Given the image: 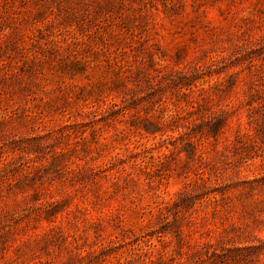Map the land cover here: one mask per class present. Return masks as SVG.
<instances>
[{"label": "rangeland", "instance_id": "obj_1", "mask_svg": "<svg viewBox=\"0 0 264 264\" xmlns=\"http://www.w3.org/2000/svg\"><path fill=\"white\" fill-rule=\"evenodd\" d=\"M0 264H264V0H0Z\"/></svg>", "mask_w": 264, "mask_h": 264}]
</instances>
